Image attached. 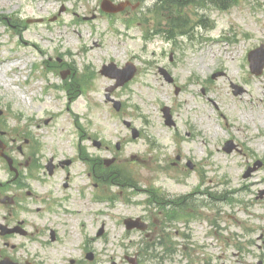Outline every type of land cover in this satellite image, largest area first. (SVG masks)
Listing matches in <instances>:
<instances>
[{"label":"rangeland","instance_id":"374dc122","mask_svg":"<svg viewBox=\"0 0 264 264\" xmlns=\"http://www.w3.org/2000/svg\"><path fill=\"white\" fill-rule=\"evenodd\" d=\"M102 1L0 0V133L19 139L24 169L23 189L0 185V199L18 193L13 220L31 231L12 241L34 264H264V71L248 60L264 45V0H113L112 13ZM110 62L138 71L108 91ZM30 152L72 164L48 175L27 169ZM95 157L131 186L93 187ZM11 178L0 161V182ZM126 216L149 228L127 233Z\"/></svg>","mask_w":264,"mask_h":264},{"label":"water","instance_id":"95a60500","mask_svg":"<svg viewBox=\"0 0 264 264\" xmlns=\"http://www.w3.org/2000/svg\"><path fill=\"white\" fill-rule=\"evenodd\" d=\"M262 48H263V47H261L260 49L254 50V51L251 53V56H252L254 53H257L258 51H261ZM252 61H253V60H252ZM263 68H264V58L261 60V62L259 63V65H255V64L252 63V71H253L254 73H255V72H256V73H261L262 70H263ZM134 72H135V71H132V72L127 76V78H125L124 80L121 81V83H123V82L126 81L128 78H130V77L133 75ZM230 143H231V142L227 143V147H226V149L229 150V151L232 150V148L228 146ZM250 171H251V170H250ZM250 171H249V172H250ZM136 222H139V220H137ZM133 225H134V224H133ZM133 225H131V227H133ZM136 226H138V227H140V228H145V226H144L143 224L139 225V223H137Z\"/></svg>","mask_w":264,"mask_h":264},{"label":"flooded vegetation","instance_id":"af4514ba","mask_svg":"<svg viewBox=\"0 0 264 264\" xmlns=\"http://www.w3.org/2000/svg\"><path fill=\"white\" fill-rule=\"evenodd\" d=\"M6 222L7 223H10V218H7V220H6ZM6 223V224H7ZM13 235H10V237H12ZM8 247H9V243L6 241L5 243H4V245H3V249H7L8 250ZM10 248L12 249L11 251H10V256H12V258L15 260V256H14V253H13V251H15L16 249L14 248V246H10ZM6 254H4L3 252H2V249L0 248V257H3V256H5ZM19 259H22V257L20 256L19 257ZM24 260H26V259H24Z\"/></svg>","mask_w":264,"mask_h":264},{"label":"bare ground","instance_id":"6f19581e","mask_svg":"<svg viewBox=\"0 0 264 264\" xmlns=\"http://www.w3.org/2000/svg\"><path fill=\"white\" fill-rule=\"evenodd\" d=\"M142 114V113H141ZM229 180H231L230 178H225V181H229ZM230 182V181H229Z\"/></svg>","mask_w":264,"mask_h":264}]
</instances>
